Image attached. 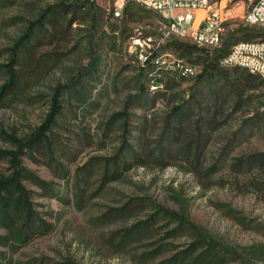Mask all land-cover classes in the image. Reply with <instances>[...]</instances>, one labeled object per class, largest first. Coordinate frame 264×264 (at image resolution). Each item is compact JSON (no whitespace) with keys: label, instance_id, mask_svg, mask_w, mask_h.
Listing matches in <instances>:
<instances>
[{"label":"rangeland","instance_id":"1","mask_svg":"<svg viewBox=\"0 0 264 264\" xmlns=\"http://www.w3.org/2000/svg\"><path fill=\"white\" fill-rule=\"evenodd\" d=\"M113 2H0V87L15 72L0 95V179L20 174L47 224L17 235L15 216L0 219V264H264V81L239 68L197 81L201 59L165 46L158 16L133 3L115 18ZM230 10L224 38L244 0ZM37 132L46 144L19 148Z\"/></svg>","mask_w":264,"mask_h":264},{"label":"trees","instance_id":"2","mask_svg":"<svg viewBox=\"0 0 264 264\" xmlns=\"http://www.w3.org/2000/svg\"><path fill=\"white\" fill-rule=\"evenodd\" d=\"M1 1L2 0H0V2ZM77 1H81L83 4H88L89 7L94 6L93 4L94 2L92 0H77ZM133 3L134 2L124 3L121 8V12L119 16L121 15L132 16L133 13H135V9L133 8ZM141 8L145 9L143 7ZM145 10L146 12L154 13L165 24L164 19H162L156 12L149 10V9H145ZM34 25L38 26L40 25V22L37 21L36 24ZM263 35H264V30L262 32H258L254 27L239 26V28L235 30H231L230 32H227L225 38H223V41L220 47L217 49L208 50V49L199 48L192 44L179 42L178 40L174 38L172 40L170 39L167 40L165 42V46L166 45L174 46L178 52L179 58H189L195 55L196 57L198 56L197 58L201 59V72L195 76L196 80L197 81H213L215 75L219 74L220 68H233V67H220L219 60L228 53L229 48L234 43L241 41V40L248 41L256 36L260 37ZM26 40L28 41L30 40L28 35H25V37L22 39V41H25V42ZM155 57H157V51L156 50L150 51L149 55L144 57V61H143L144 64H142L141 67L139 68L140 72H144L146 70V67L149 64H152V61ZM14 60H15L14 57H12L13 63H14ZM6 67H7L6 73L8 74L7 75L8 80L6 83H4L0 87V95L6 92V90L9 88V86L12 84L14 80L15 72L12 69H10V65ZM234 68H238V67H234ZM241 71H242L241 73H244L246 70L241 69ZM246 76L253 77V75L249 74L247 71H246ZM149 80L150 79H148L147 86L149 84ZM179 80H184V79H179ZM261 80L264 81L263 78H261ZM184 107L185 106L181 104L174 106L172 113L173 114L182 113L185 110ZM59 111H60V105L53 98L51 102L49 114L47 118L45 119V124H43L39 128V130L41 131L43 129L45 130L48 129V125L53 124ZM46 142H47V139L43 138L40 132H37L29 140H27L26 142H22L21 145H19V148L29 147L30 149L35 150L36 149L35 147L37 146V144L39 143L46 144ZM12 159L13 160L11 161H14V158ZM103 175L106 176V174H103ZM112 175H115V174H112ZM19 177H20V174L15 173V174H11V176L7 178L0 179V219L2 223L5 224V222H8L11 218L15 216L14 219L17 221H20V226L18 227L17 232H15L17 235H20L21 233L24 235H27L26 234L27 232L29 234V232H35L36 230L41 233L44 231L47 224H45L39 218H36L34 216V212L30 208V204L27 201L26 191L22 188V186L19 183V180H20ZM32 182L35 183V185L42 184L41 181L34 179V178L32 179ZM8 216L10 217L8 218ZM1 239L2 238H0V241L2 242L3 240ZM201 257H202V254L197 256L193 260V262H196Z\"/></svg>","mask_w":264,"mask_h":264},{"label":"built area","instance_id":"3","mask_svg":"<svg viewBox=\"0 0 264 264\" xmlns=\"http://www.w3.org/2000/svg\"><path fill=\"white\" fill-rule=\"evenodd\" d=\"M96 2L97 0H92ZM127 0H114L116 17ZM136 4L156 8L158 13H165L164 37L186 41L195 38V46L211 49L214 36L219 32V26H225L233 19L230 5L236 0H129ZM238 1V0H237ZM245 10L240 21L242 26L262 27L264 20V0H244ZM202 26V27H201ZM264 36V35H263ZM164 61V60H159ZM165 62V61H164ZM169 66L185 73L195 75L193 68L173 66L172 60L166 62ZM224 65H232L242 69H258L264 79V45L261 42L244 43L234 50V53Z\"/></svg>","mask_w":264,"mask_h":264},{"label":"bare ground","instance_id":"4","mask_svg":"<svg viewBox=\"0 0 264 264\" xmlns=\"http://www.w3.org/2000/svg\"><path fill=\"white\" fill-rule=\"evenodd\" d=\"M142 6L144 8H146V9H149V10H152V11L158 13V11H157L156 8L147 7L145 5H142ZM158 14H160L162 16V18L165 20V13H158ZM115 15H116V12H115ZM262 27H264V20H262ZM223 38H224V26H219V32L216 33L215 36H214V43L211 44V49H217V48H219L220 45H221V43H222V41H223ZM188 41L195 43V38H187V42ZM253 42H261V45H264V38L261 39V40H259V41H253ZM244 43H250V42L241 41V42H237V43L233 44L230 47L228 53L220 59V64L227 63L228 60H229V58L231 57V55L234 53V50L236 48H238L239 46H241L242 44H244ZM161 62H164V61H161ZM224 67H232V65H224ZM185 68H187V67H185ZM245 70L247 72H249L250 74H252V75H256V76L261 77L260 71L258 69H245ZM189 74H191V73L182 72V75L183 76H188Z\"/></svg>","mask_w":264,"mask_h":264},{"label":"water","instance_id":"5","mask_svg":"<svg viewBox=\"0 0 264 264\" xmlns=\"http://www.w3.org/2000/svg\"><path fill=\"white\" fill-rule=\"evenodd\" d=\"M202 27V26H201Z\"/></svg>","mask_w":264,"mask_h":264}]
</instances>
